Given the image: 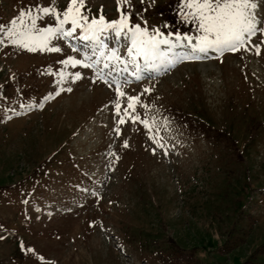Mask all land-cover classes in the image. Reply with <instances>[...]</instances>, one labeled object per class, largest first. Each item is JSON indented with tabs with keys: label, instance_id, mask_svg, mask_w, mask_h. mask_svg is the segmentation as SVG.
<instances>
[{
	"label": "rangeland",
	"instance_id": "obj_1",
	"mask_svg": "<svg viewBox=\"0 0 264 264\" xmlns=\"http://www.w3.org/2000/svg\"><path fill=\"white\" fill-rule=\"evenodd\" d=\"M52 2L0 0V25L10 27L21 7ZM178 5L129 0L126 10L133 24L196 35ZM86 9L109 21L120 15L117 0H86ZM257 16L264 20V3ZM107 41L127 57L124 40ZM262 41L251 42L259 55L250 44L151 70L141 58L140 79L129 64L109 87L96 69L60 64L83 58L86 42L32 52L0 32V264H264ZM76 71L81 79L71 78ZM116 79L122 109L139 96L129 111L149 127L124 116L116 133ZM60 88L72 91L55 95Z\"/></svg>",
	"mask_w": 264,
	"mask_h": 264
},
{
	"label": "snow or ice",
	"instance_id": "obj_2",
	"mask_svg": "<svg viewBox=\"0 0 264 264\" xmlns=\"http://www.w3.org/2000/svg\"><path fill=\"white\" fill-rule=\"evenodd\" d=\"M260 3H264V0H179L178 14L183 21L197 25V34L189 35L180 32L165 34L159 27L149 28L147 21L133 24L131 22L132 12L126 10L129 0H117L120 15L118 19L110 21L104 17L102 9L99 16L90 17L86 14L90 12V9H86V0H69L63 11L55 7V0H53L48 6L35 4L27 9L19 8L18 16L9 22L10 27L5 28L4 25H0V32L7 37L8 44L32 52L60 53L63 49L59 46V42L62 40L79 39L86 42L83 58L68 55L60 61V64L96 69V78L112 87V84L108 83V78L118 76L120 72H127L129 64L136 69L132 75L140 79L138 72L141 58L148 68L155 67L160 62L173 63L175 58L170 53L177 46L186 44L191 49V52L184 57L185 59L199 58L200 54L210 50H215L221 55L225 51L251 50L249 45L252 39L258 35L264 37V26H262L264 20L257 16ZM33 7L35 12H33ZM43 17L52 18L54 23L39 26L38 21ZM77 32H79L78 36ZM109 35L117 42L120 40L126 42L127 57H122L117 47L109 48L107 41ZM53 41L58 43L52 44ZM260 47L259 44H251V48L255 49L257 55L260 54ZM73 51H78V49H73ZM118 65L123 67H118ZM57 75L60 76V81H57L59 85L65 79V73L59 72ZM70 75L74 80L82 78L79 71ZM114 82L115 95L118 98L114 107L119 118L115 128L116 133L120 134L119 125L126 123L124 116L130 117L133 122L140 120L145 127H149L147 119L141 120L139 116L132 115L136 104L140 102V97L127 96V106L122 109L119 98L125 97L126 93L121 90L119 79ZM65 90L72 91L71 88H60L55 95ZM145 91H150V89H145ZM52 95L53 93H49V96L44 99ZM39 106L43 107V105ZM130 109L132 112L129 111ZM124 146L127 147V141ZM159 146L164 147L163 144ZM0 239L4 237L0 236ZM29 251L33 250L29 249Z\"/></svg>",
	"mask_w": 264,
	"mask_h": 264
},
{
	"label": "bare ground",
	"instance_id": "obj_3",
	"mask_svg": "<svg viewBox=\"0 0 264 264\" xmlns=\"http://www.w3.org/2000/svg\"><path fill=\"white\" fill-rule=\"evenodd\" d=\"M89 47H90V45H89ZM188 46L185 44V45H183V46H177L176 48H174V49H172V52H171V56H174V58L176 59V61H175V63H179V60L180 59H185L184 57L186 56V55H188L190 52H191V49L190 50H188L189 49V47L187 48ZM179 48H187L186 50V52L185 53H183V52H180L179 53V51H177ZM183 51V50H182ZM207 55H204V54H200V57L199 58H197V59H206L207 57H210V56H213L214 54H215V50H210L209 52H207L206 53ZM188 61H190V59H187ZM170 64V65H169ZM169 64H166V63H160V67H163V66H171L172 64L171 63H169ZM142 67H145V68H147V69H149V70H151V68H148V67H146L145 65H141ZM153 70V69H152ZM141 72H146V70H142ZM159 72V71H158ZM100 135V134H99ZM37 210H38V213L39 212H41V209L40 208H36ZM39 214H41V213H39Z\"/></svg>",
	"mask_w": 264,
	"mask_h": 264
}]
</instances>
